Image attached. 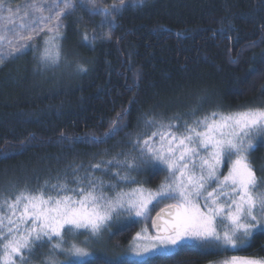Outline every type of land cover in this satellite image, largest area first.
Here are the masks:
<instances>
[{"label": "trees", "instance_id": "trees-1", "mask_svg": "<svg viewBox=\"0 0 264 264\" xmlns=\"http://www.w3.org/2000/svg\"><path fill=\"white\" fill-rule=\"evenodd\" d=\"M26 2L6 0L5 7L22 8ZM100 20L83 10L65 20L66 59L58 66L41 68L31 50L0 66V196L14 197L46 180L55 183L66 173L71 182L74 165L84 175L96 163L123 159L137 135L150 133L147 118L166 122L193 109L200 115L264 107V0H146L142 9L129 8L117 19L110 40L86 44L83 34L108 31L97 27ZM78 63L87 72H77ZM204 95L210 102L196 107L194 100ZM118 114H124L123 131L109 138L105 134ZM250 159L259 174L264 142L256 143ZM136 179L155 188L164 175L149 167ZM137 229L129 224L114 231L111 246L126 247ZM40 252L32 263L40 261ZM236 254L264 259V233H254ZM233 256V251L180 247L148 264H208Z\"/></svg>", "mask_w": 264, "mask_h": 264}, {"label": "snow or ice", "instance_id": "snow-or-ice-1", "mask_svg": "<svg viewBox=\"0 0 264 264\" xmlns=\"http://www.w3.org/2000/svg\"><path fill=\"white\" fill-rule=\"evenodd\" d=\"M5 2L0 0V66L31 50L46 69L66 59L61 42L69 16L83 10L101 17L97 27L108 31L82 36L93 45L110 40L117 19L129 8L142 9L146 0H27L22 8ZM75 70L88 69L78 63ZM123 116L118 114L106 136L123 131ZM145 126L150 133L137 135L123 159L96 163L84 175L74 165L71 182L66 173L55 183L0 196V264H32L36 250L45 248L41 264H94L90 249L122 218L141 225L129 245L136 264L180 247L236 250L254 233H264V179L250 159L255 141L264 142V107L200 115L193 109L189 118L151 117ZM149 167L164 175L155 188L136 179ZM222 264L264 259L233 256Z\"/></svg>", "mask_w": 264, "mask_h": 264}, {"label": "rangeland", "instance_id": "rangeland-1", "mask_svg": "<svg viewBox=\"0 0 264 264\" xmlns=\"http://www.w3.org/2000/svg\"><path fill=\"white\" fill-rule=\"evenodd\" d=\"M41 46H42L41 38H37L36 47L40 48ZM38 65H39V63H38ZM194 101L195 102H193V103H196V104H197V102H199L198 106H196V107L202 106L201 108H203V107H206L205 104H207L208 101L210 102V99H207L206 96L204 95L201 98L195 99ZM180 111H181V109H180ZM189 112H186V113L184 112V113H182V115H179V116L183 117V118L184 117L186 118V116H187V118H189L190 117L189 114H191V111H189ZM177 115H178V113H177ZM258 141H260V140L255 141V144ZM259 172L260 173L257 174V176L259 178L264 179V167H260L259 168ZM129 224H134V223L132 221L127 220L126 218H122V220L118 224L114 225L113 228L109 232H106L104 234L103 238L98 240L96 242V244L93 246V248L90 249V251L94 252V255L91 256L90 259H94V258H97V257H102V258H115V259H123V258H125V259H130V260L137 261L138 258L135 257L134 255L130 254V252H129V245H130V242L132 241L133 238L129 241V243L124 248H120L119 249L116 246L115 247L111 246V243H112L111 242V236L113 235L114 231L120 230V229L128 226ZM135 225H137V227H138L137 231H139L141 225H139V224H135ZM81 239H83V237H81ZM247 245H245V246H247ZM245 246H243V247H245ZM243 247H241V248H243ZM241 248H239V249H241ZM211 249L219 250V251H230V252L233 251L234 252V256H237L236 251L239 250V249H236V250H232V249L225 250L223 248H216V247H213ZM47 251L48 250L46 248L45 249H41V252H40L41 256H39L40 257V261L39 262H33L32 264H41V262L43 260V257L47 253ZM237 257H239V256H237ZM225 260H229V259H223V260H219L218 262L208 263V264H222V262L225 261Z\"/></svg>", "mask_w": 264, "mask_h": 264}]
</instances>
